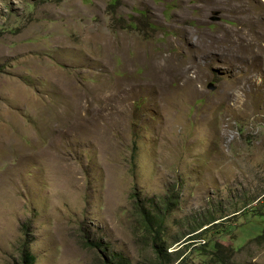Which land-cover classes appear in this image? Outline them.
Segmentation results:
<instances>
[{"label": "rangeland", "instance_id": "1", "mask_svg": "<svg viewBox=\"0 0 264 264\" xmlns=\"http://www.w3.org/2000/svg\"><path fill=\"white\" fill-rule=\"evenodd\" d=\"M263 229L264 0H0V264H264Z\"/></svg>", "mask_w": 264, "mask_h": 264}, {"label": "trees", "instance_id": "2", "mask_svg": "<svg viewBox=\"0 0 264 264\" xmlns=\"http://www.w3.org/2000/svg\"><path fill=\"white\" fill-rule=\"evenodd\" d=\"M161 224L163 225V223H161ZM157 225L160 227V229L163 228L162 225H160V224H157ZM207 230H208V233H209L210 232L209 229H206L204 232H206ZM262 233L263 234L260 235V238H264V229H263V232ZM220 247H221L220 244L215 245L216 256H215V258H212V260L208 264H222L223 263V260H224L223 259V256H221V254H219L217 252V249L219 250ZM203 250H205V252H206V250H207L206 247H204L200 251L203 252ZM202 252H200V253L202 254ZM161 254H162V250H160V255ZM205 256H207V255H205ZM36 263H37V256L32 253V251L30 250L29 245L24 244V248H23V261H22L21 264H36ZM181 264H186V263H181Z\"/></svg>", "mask_w": 264, "mask_h": 264}, {"label": "water", "instance_id": "3", "mask_svg": "<svg viewBox=\"0 0 264 264\" xmlns=\"http://www.w3.org/2000/svg\"><path fill=\"white\" fill-rule=\"evenodd\" d=\"M213 87H214V85L212 86V90H214V91H215V90H216V88H213Z\"/></svg>", "mask_w": 264, "mask_h": 264}]
</instances>
